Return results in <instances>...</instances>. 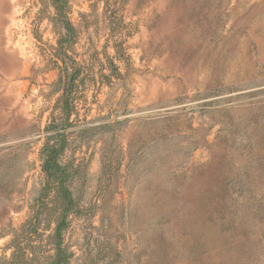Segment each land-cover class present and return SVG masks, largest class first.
<instances>
[{
  "label": "rangeland",
  "instance_id": "obj_1",
  "mask_svg": "<svg viewBox=\"0 0 264 264\" xmlns=\"http://www.w3.org/2000/svg\"><path fill=\"white\" fill-rule=\"evenodd\" d=\"M66 15L71 115L54 0H0V262L68 124V264H264V0H68ZM55 227L45 212L40 233Z\"/></svg>",
  "mask_w": 264,
  "mask_h": 264
},
{
  "label": "trees",
  "instance_id": "obj_2",
  "mask_svg": "<svg viewBox=\"0 0 264 264\" xmlns=\"http://www.w3.org/2000/svg\"><path fill=\"white\" fill-rule=\"evenodd\" d=\"M57 11V21L66 32L60 35L58 41L57 59L63 63L65 78L62 81V96L58 99L56 109L71 115L75 105V87L77 71H69L67 63L68 51L75 37V28L67 17L68 0H54ZM60 124L53 121L48 128L56 131ZM62 132L48 136L41 151L42 171L45 175V185L42 189L41 203L33 210V215L15 232L10 243L13 253L10 258L3 259L0 264H68L69 254L64 246L63 232L69 224V216L75 212L76 202L69 189L68 182L71 173L62 163V155L66 148V128ZM53 196L50 200L47 199ZM53 216L56 227L48 236L40 233L43 215Z\"/></svg>",
  "mask_w": 264,
  "mask_h": 264
}]
</instances>
